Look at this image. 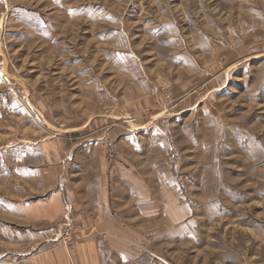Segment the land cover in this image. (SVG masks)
<instances>
[{
    "label": "rangeland",
    "instance_id": "374dc122",
    "mask_svg": "<svg viewBox=\"0 0 264 264\" xmlns=\"http://www.w3.org/2000/svg\"><path fill=\"white\" fill-rule=\"evenodd\" d=\"M53 190L68 251L105 204L140 263L264 264V0H0L1 253Z\"/></svg>",
    "mask_w": 264,
    "mask_h": 264
},
{
    "label": "crops",
    "instance_id": "0c3cea01",
    "mask_svg": "<svg viewBox=\"0 0 264 264\" xmlns=\"http://www.w3.org/2000/svg\"><path fill=\"white\" fill-rule=\"evenodd\" d=\"M69 204L60 190L10 203L1 219L6 242L0 264H149L139 261L144 249L138 233L124 227L105 204L94 220L78 213L82 228L71 251L61 246L60 226Z\"/></svg>",
    "mask_w": 264,
    "mask_h": 264
},
{
    "label": "built area",
    "instance_id": "2783aa9c",
    "mask_svg": "<svg viewBox=\"0 0 264 264\" xmlns=\"http://www.w3.org/2000/svg\"><path fill=\"white\" fill-rule=\"evenodd\" d=\"M65 229L66 230H64V232L60 236V239H61L63 245H65L66 247H69L71 245V242H70L71 230L69 228V224L66 225Z\"/></svg>",
    "mask_w": 264,
    "mask_h": 264
}]
</instances>
